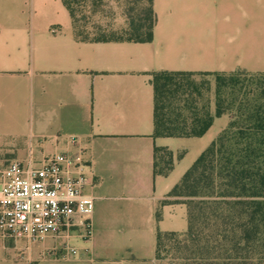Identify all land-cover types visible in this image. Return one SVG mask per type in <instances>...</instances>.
<instances>
[{"label": "crops", "instance_id": "obj_1", "mask_svg": "<svg viewBox=\"0 0 264 264\" xmlns=\"http://www.w3.org/2000/svg\"><path fill=\"white\" fill-rule=\"evenodd\" d=\"M154 9L152 41H83L63 0H0V167L83 155L95 198L90 239L27 242L0 230V264H157L158 233L188 230V206L170 192L230 115L202 136H154L153 73L264 72V0ZM156 147L172 153L167 174L154 171ZM66 241L78 256L53 254Z\"/></svg>", "mask_w": 264, "mask_h": 264}, {"label": "trees", "instance_id": "obj_2", "mask_svg": "<svg viewBox=\"0 0 264 264\" xmlns=\"http://www.w3.org/2000/svg\"><path fill=\"white\" fill-rule=\"evenodd\" d=\"M63 1L80 40L154 38V0L137 15L130 9L127 36L96 39L85 36L76 21L79 0ZM194 74L153 73L154 136H202L216 117L229 114L230 121L170 192L187 204L189 227L183 234L159 232L157 252L163 239L174 238L184 244L189 264H264V72L206 73L217 76L215 112L210 104L199 106L191 99ZM155 151V173L167 174L172 153L166 148ZM157 153H163L161 161Z\"/></svg>", "mask_w": 264, "mask_h": 264}, {"label": "built area", "instance_id": "obj_3", "mask_svg": "<svg viewBox=\"0 0 264 264\" xmlns=\"http://www.w3.org/2000/svg\"><path fill=\"white\" fill-rule=\"evenodd\" d=\"M75 142V139H72ZM89 164L83 155L56 153L39 164L12 160L0 167V230L5 237L36 242L47 236L94 234L95 198L86 192ZM57 257L78 256L66 241Z\"/></svg>", "mask_w": 264, "mask_h": 264}, {"label": "rangeland", "instance_id": "obj_4", "mask_svg": "<svg viewBox=\"0 0 264 264\" xmlns=\"http://www.w3.org/2000/svg\"><path fill=\"white\" fill-rule=\"evenodd\" d=\"M148 6V0H79L76 21L89 39L127 36L125 30L129 28L130 9L134 7L135 10L132 14L137 15ZM191 82L190 91L193 92L191 99H196L199 106L210 104L213 109L217 76L197 73L191 76ZM183 103L184 101H182ZM162 158L163 153H160L158 160L161 161ZM183 246L184 244L177 239H163L157 252L156 263H191L192 261L186 258L188 253L186 254Z\"/></svg>", "mask_w": 264, "mask_h": 264}]
</instances>
